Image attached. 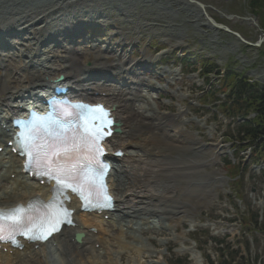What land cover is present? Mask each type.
Masks as SVG:
<instances>
[{
    "label": "rangeland",
    "instance_id": "1",
    "mask_svg": "<svg viewBox=\"0 0 264 264\" xmlns=\"http://www.w3.org/2000/svg\"><path fill=\"white\" fill-rule=\"evenodd\" d=\"M194 1L208 6L206 12L211 18L239 33L248 44L255 45L263 38L260 31L263 30L262 16L258 15L259 27L243 20L251 17L248 5L245 7L249 0ZM133 6L131 9L137 13L136 18H132L135 20L131 31L133 36L130 35L122 43L117 39L116 43L122 47L120 49H123L126 59L131 52L133 63L143 56L149 60L146 66L136 67L134 73H144L140 78L160 83L162 91L152 93L151 101L160 115L167 113L176 116L174 122L167 123L168 134L163 136L164 140L171 141L173 147H170V143L165 144L167 141L160 140L156 142L157 147L164 155L168 152L172 160L176 159L175 162L180 163L188 161L191 155H196L194 148H200L201 156L196 157L201 162L208 163L197 167L191 175H177L175 179L166 172L163 174L166 183L172 180L176 182V192L171 193L172 189L160 188L159 195L165 198L162 200L164 205L156 202V206L170 207L172 201L174 205L182 207L183 213L171 223V230H163L162 235L150 233L145 238L142 237L144 246L153 250L152 256L149 257L143 252L140 255L133 246L128 245L134 243L131 237L120 236L111 223L103 225L104 232L100 237L104 238L108 250L112 252L113 261L110 262L102 255L97 261H100L99 264H147L152 260L158 264H208L210 260L214 264L223 261H226L225 264H264V232L254 230L253 226H246V221L256 212L263 216L264 163L255 164L248 158V150L237 148L235 138L239 122L222 118L214 108L218 102L209 100L210 95L207 98L202 97L201 91L205 89V85L197 75L186 76L187 72L198 68V64L191 66L189 62L181 63L184 55L192 58L191 63L198 59L208 60L220 70L231 68L264 87V58L260 55L261 47L248 46L226 32L201 26L207 23L206 17H201L200 25L196 27L193 23L195 16H189L188 10L199 12V8L190 5L187 0H154L149 4L143 0H134ZM144 8L150 12L146 20L142 19ZM159 13L161 17H157ZM115 16L117 12L112 11L111 17ZM162 18L173 23L174 27L168 29L169 23L161 20ZM149 25L151 30L148 29ZM167 31H171V35ZM114 32L116 31H110ZM107 33L106 30L96 32L104 36ZM176 44L181 45L179 49L171 48ZM166 48L170 50V56L166 58L167 62H163L161 52ZM83 49L86 54L94 57L95 53L87 51L85 45ZM114 61V58L109 59L111 64ZM2 76L0 66V79ZM215 89H219L218 85ZM156 97L158 99L154 100ZM180 108L184 114L179 115ZM171 131H179L181 137L171 140ZM158 136L160 138V135L156 137ZM225 163L244 168L239 175V185L235 186L241 201L234 194L232 179L224 167ZM147 180L152 181V177H147ZM151 189L157 190L154 186ZM121 237V246L117 247V241ZM43 256L48 264H63L64 256L61 257L58 253H46ZM97 261L83 257L78 264H98Z\"/></svg>",
    "mask_w": 264,
    "mask_h": 264
},
{
    "label": "bare ground",
    "instance_id": "2",
    "mask_svg": "<svg viewBox=\"0 0 264 264\" xmlns=\"http://www.w3.org/2000/svg\"><path fill=\"white\" fill-rule=\"evenodd\" d=\"M94 1L96 0H0V41L8 42L15 28L18 29L20 36L11 45L14 50L18 48V59L16 56H10L2 61L5 73L0 81V119L4 121L6 116L17 114L16 108L24 104L32 92L38 91L37 95H39V91L47 86L48 81L58 79L61 75L64 76V82L67 85L84 88L82 91L78 90L76 97L85 99L89 103H97L99 99L94 97V93L88 94L86 91L88 88L96 89V91L102 89V92L110 94L112 97L106 102L114 110L120 132L109 142V146L113 152L122 150L126 154L123 159H113L114 176L110 179V185L117 200L118 212L111 215V222L121 228L119 229L121 233L127 232L131 235V240L138 242L140 247L133 243L128 245L133 246L140 255L143 252L150 257L154 252L144 246L145 241L142 237L149 232L162 235L163 230H171V223L183 213L182 207L174 205L172 201H169L170 207L156 206V202L162 203L165 199L159 195L160 188L172 189L171 193L176 192V182L172 180L166 183L163 174L166 172L168 176H173V179L177 175L186 176L189 173L191 175L197 167L208 162H201L202 160L196 157L201 154L199 148L193 149L196 155H191L188 161L180 163L175 162L176 159L172 160L168 152L164 155V152L157 147V140L167 141L163 139V136L168 134L165 122L168 124L174 122L176 116L167 113L160 115L151 104L148 94L156 86H146L143 80H139L129 72L136 65H144L147 60L131 64L124 61L122 53L106 47L90 61V56H85L80 49L73 51L66 42L61 43L65 41L62 35L67 32L73 33L82 26L94 27L100 24L127 32L117 34L122 41H126L130 35L133 36L131 24L135 20L129 18L132 13L117 8L122 13L113 20L109 16V8L105 7L108 4L106 1L118 0H103L104 2L98 0L95 6L87 5V2ZM83 11L90 16H81L83 20L79 22L78 14ZM142 11L144 13L142 19L146 20L150 12L147 8ZM200 13L202 15V12ZM136 15V11H133L132 17L136 18ZM188 15L195 16L196 23L200 22V15L194 11ZM157 17H161V14H157ZM168 23L171 27L167 28L172 29L173 23ZM202 26L216 30L211 23ZM167 32L171 35V31ZM49 40H52L55 46L42 50L46 44H49ZM93 43L92 38L90 45ZM105 43L106 40H103L102 44ZM91 47L93 50L96 48L94 45ZM1 54L3 53L0 52V56ZM110 56L117 58L116 62L122 60L124 65L119 62L108 65L107 60ZM78 68L81 72H78ZM83 68L86 69L84 72H82ZM110 71L120 75L129 72V77L121 84H102L94 79ZM46 78L48 80H45ZM133 99L135 102L131 101ZM183 113V109L180 108L179 115ZM171 133L173 134L171 140L177 136L181 137L179 131H171ZM156 135H160V138ZM10 141L9 135L0 129V148L5 147L4 153L0 154V209L15 207L21 203L26 204L28 200L37 196L48 199L49 188L41 187L27 177L21 176V161L13 156H7L9 149L6 145ZM170 142L167 141L165 144ZM171 146L173 147L172 143H170ZM12 175H15V180L11 179ZM148 175L153 176L155 180L147 181ZM152 186L157 190L151 189ZM72 208L79 210L80 206L73 204ZM78 213L76 217L79 221L76 223L79 229H64L59 237L53 239L56 243L54 251L57 250L65 255L64 263L78 264V259L82 260L83 256L93 259L100 255L95 248L89 247L90 242L96 240L95 244H100L103 254L111 258L112 254L107 250L106 242L99 233L94 236L82 229L83 226V228H95L99 231L104 222L99 221V217L94 215L86 216ZM184 214L186 215V212ZM83 232L85 234L81 244L71 243V238ZM48 246L49 244L38 251L30 246L22 253L14 252L13 256L0 252V264H47L41 254H44L47 248H52ZM151 263L158 264L154 260L147 262V264Z\"/></svg>",
    "mask_w": 264,
    "mask_h": 264
},
{
    "label": "snow or ice",
    "instance_id": "3",
    "mask_svg": "<svg viewBox=\"0 0 264 264\" xmlns=\"http://www.w3.org/2000/svg\"><path fill=\"white\" fill-rule=\"evenodd\" d=\"M92 111L96 113L93 120H98L99 126L94 124L93 128L89 130L88 148L92 155L91 162H95L96 167H92L91 162L84 166L74 164L67 168L62 166L53 167V161L48 153H45L43 158L45 170L40 174L47 175L50 180L56 182L57 187L54 189L52 201L42 205L44 211L38 217H28L27 220H25V210L23 208L7 213L0 212V218L11 220L13 224L27 223L30 225L19 233L29 240H47L54 232L59 231L61 224L71 223V212L64 206V202L59 199L60 195L66 193L67 190H71L80 197L85 210L111 206V197L107 195L106 186L102 183L105 169L102 164L95 161V155L101 152L98 141L105 134L104 127L109 125L111 121L107 119V113L102 108ZM72 150H75V145H73ZM62 153L68 155L69 149H57L53 151L52 155L59 156ZM37 163L40 162L37 161ZM7 239H11V237ZM0 241L7 242L2 227H0Z\"/></svg>",
    "mask_w": 264,
    "mask_h": 264
},
{
    "label": "trees",
    "instance_id": "4",
    "mask_svg": "<svg viewBox=\"0 0 264 264\" xmlns=\"http://www.w3.org/2000/svg\"><path fill=\"white\" fill-rule=\"evenodd\" d=\"M250 9L255 15L262 16L264 29V0H250ZM221 83V91L227 93L230 102V105H222L225 115L232 117L239 115L245 117L249 113L256 115L254 119L246 121L239 127L238 135L241 141L253 147L254 156L264 158V88L249 84L247 79L232 72H227Z\"/></svg>",
    "mask_w": 264,
    "mask_h": 264
}]
</instances>
